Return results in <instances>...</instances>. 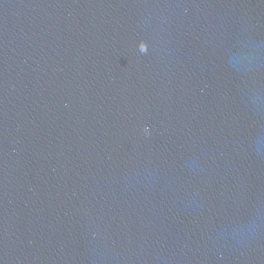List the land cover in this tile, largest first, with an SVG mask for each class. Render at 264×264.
I'll use <instances>...</instances> for the list:
<instances>
[{"label":"water","instance_id":"obj_1","mask_svg":"<svg viewBox=\"0 0 264 264\" xmlns=\"http://www.w3.org/2000/svg\"><path fill=\"white\" fill-rule=\"evenodd\" d=\"M0 264H264V0H0Z\"/></svg>","mask_w":264,"mask_h":264}]
</instances>
